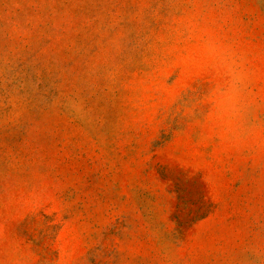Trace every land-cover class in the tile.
<instances>
[{
    "label": "rangeland",
    "instance_id": "1",
    "mask_svg": "<svg viewBox=\"0 0 264 264\" xmlns=\"http://www.w3.org/2000/svg\"><path fill=\"white\" fill-rule=\"evenodd\" d=\"M0 264H264V0H0Z\"/></svg>",
    "mask_w": 264,
    "mask_h": 264
}]
</instances>
